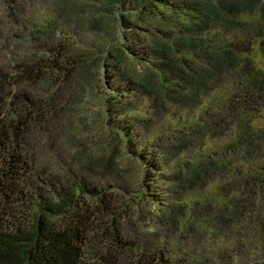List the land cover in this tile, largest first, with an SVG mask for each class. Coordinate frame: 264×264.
<instances>
[{
    "label": "trees",
    "instance_id": "obj_1",
    "mask_svg": "<svg viewBox=\"0 0 264 264\" xmlns=\"http://www.w3.org/2000/svg\"><path fill=\"white\" fill-rule=\"evenodd\" d=\"M1 11L24 33L15 64L0 65V264H238L263 251L264 128L250 117L264 72L250 55L256 38L264 50V0H3ZM38 81L44 93L7 90ZM61 94L96 111L52 172L26 147Z\"/></svg>",
    "mask_w": 264,
    "mask_h": 264
},
{
    "label": "rangeland",
    "instance_id": "obj_2",
    "mask_svg": "<svg viewBox=\"0 0 264 264\" xmlns=\"http://www.w3.org/2000/svg\"><path fill=\"white\" fill-rule=\"evenodd\" d=\"M2 6L3 0H0V17L4 20L1 23V26L6 28L5 31H7L8 33L5 32V36L3 39L5 41L3 43L5 44L7 49L1 48L0 50V65L10 69V66L14 65L17 61L16 58L18 57V53L16 50L20 44V41L22 39L21 36L24 32L15 28L16 25L12 26L8 22L7 18H3V16L5 15L4 12L1 11ZM234 32L235 34L241 36V31L238 32V30H236ZM11 34L16 35L12 36ZM23 46L25 45H21L20 48L23 49ZM31 48L32 47H30L29 49ZM250 56L256 67L264 72V50L263 46L260 44V37L256 38ZM226 80H228V78H226ZM46 86L48 85L43 81H38L36 83L24 82L21 84H13V86H9L7 90L11 89L13 92H18L22 88H26L29 93H33L34 95L37 93H44L43 91L46 89ZM224 87L226 89V92L230 90L229 82L225 81V86H223V88ZM216 90H219V87H217ZM220 92L218 95H221L222 98V94ZM60 96L62 99L57 102V111L55 112V116L49 119V123L46 126L47 130L37 133L36 138L31 137L29 139L31 144L27 145L26 147L28 155L33 157L37 165H42L45 169L52 172L61 171V167H64L65 163L68 164L67 162H69V157L71 156V154H74L76 152L78 153L80 149H82V136L85 133L83 131V126L86 124L82 123L80 117L84 116L83 114L89 112L90 110L93 112L96 111V107L91 105L93 103L90 102V105L85 104L87 108L85 111L78 112L74 110V108H78V106L71 103L70 97H68L67 94H61ZM6 106L7 105H4V109L7 108ZM250 124L254 129L264 128V101L262 102V105H260L259 110L255 111L254 114H252V116L250 117ZM258 159H260V157L254 154L253 160L256 161ZM140 226H142V232L145 235L151 237L153 227L150 226L148 219L142 220V225ZM218 240V238L213 241L208 240V242L206 241L205 245L207 246V248H211L213 245L214 247H218L220 246V244H218ZM258 246L259 247L255 250V252L246 251L242 253L241 259H239V262L237 263L249 264L252 261L264 262V249L262 251V246Z\"/></svg>",
    "mask_w": 264,
    "mask_h": 264
}]
</instances>
